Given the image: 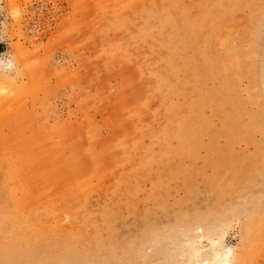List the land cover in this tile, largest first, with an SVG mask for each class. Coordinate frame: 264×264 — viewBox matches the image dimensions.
Listing matches in <instances>:
<instances>
[{
	"label": "rangeland",
	"instance_id": "374dc122",
	"mask_svg": "<svg viewBox=\"0 0 264 264\" xmlns=\"http://www.w3.org/2000/svg\"><path fill=\"white\" fill-rule=\"evenodd\" d=\"M0 42V264H264V0H0Z\"/></svg>",
	"mask_w": 264,
	"mask_h": 264
},
{
	"label": "bare ground",
	"instance_id": "6f19581e",
	"mask_svg": "<svg viewBox=\"0 0 264 264\" xmlns=\"http://www.w3.org/2000/svg\"><path fill=\"white\" fill-rule=\"evenodd\" d=\"M161 1H162V0H161ZM159 3H160V2H159ZM127 5H128V4H127ZM159 5H160V4H159ZM160 7H161V6H160ZM122 11H123V10H122ZM123 12H124V11H123ZM123 14H124V13H123ZM121 15H122V14H121ZM125 16H127V15H125ZM112 19H113V18H112ZM134 19L136 20V18H134ZM134 19H133V20H134ZM134 22H135V21H134ZM134 22H133V23H134ZM135 23H136V22H135ZM149 25H150V24H149ZM123 26H124V24H123L121 27H123ZM125 26H126V24H125ZM146 26H147V24H146ZM124 28H125V27H124ZM134 29H135V28H134ZM128 30H129V29H128ZM128 34H129V33H128ZM128 34H127V35H128ZM129 35H130V34H129ZM128 37H129V36H128ZM129 39H130V38H129ZM122 42H123V41H122ZM132 42H133V41H132ZM120 43H121V42H120ZM116 45H117V44H116ZM191 45H192V44H191ZM130 46H131V45H130ZM130 46H129V47H130ZM173 49H174V48H173ZM129 50H130V49H129ZM110 51H111V50H110ZM128 52H131V51H128ZM177 53H178V52H177ZM127 55H129V54H127ZM127 55H126V56H127ZM129 57H130V56H129ZM155 57H156V56H155ZM130 58H131V57H130ZM137 59H138V58H137ZM138 64H139V63H138ZM139 65L141 66V64H139ZM137 66H138V65H137ZM137 66H136V67H137ZM169 66H170V65H169ZM139 68H140V67H139ZM142 68H143V67H142ZM137 69H138V68H137ZM140 71H141V69H140ZM144 72H145V71H144ZM139 73H140V72H139ZM144 76H146V75H144ZM147 80H148V79H147ZM143 81H144V80H143ZM7 83H8V81H7ZM150 84H151V83H150ZM155 85H156V84H155ZM145 87H146V86H145ZM145 87H144V88H145ZM146 88H147V87H146ZM21 92H22V91H21ZM151 97H152V95H151ZM120 98H121V97H120ZM131 100H132V99H131ZM139 101H140V100H139ZM133 103H134V102H133ZM133 103H132V104H133ZM119 104H120V103H119ZM138 104H139V103H138ZM137 106H138V105H137ZM19 107L22 108V107H24V106L21 105V106H19ZM128 107H130V106H128ZM133 107H134V106H133ZM135 107H136V106H135ZM136 108H137V107H136ZM22 109H23V108H22ZM124 109H125V108H124ZM26 110H27V109H26ZM130 110H131V108H130ZM134 110H135V109H134ZM14 112H15V111H14ZM129 112H130V111H129ZM29 113H30V112H29ZM36 113H37V112H36ZM126 113H127V112H126ZM6 115H7V114H6ZM16 116H17V115H16ZM125 116H126V115H125ZM16 118H18V117H16ZM122 118H123V117H122ZM0 119H1V118H0ZM2 122H3V121H2ZM9 122H10V121H9ZM23 122H24V121H23ZM23 122L21 121V123H23ZM26 122H27V121H26ZM43 122H44V121H43ZM120 122H121V121H120ZM13 123H14V122H13ZM16 123H17V122H16ZM31 123H32V121H31ZM2 124H3V123H2ZM8 124H9V123H8ZM8 124H7V125H8ZM18 124H20V123H18ZM3 125H4V124H3ZM20 126L23 127V125H20ZM15 127H16V125H15ZM41 127H42V126H41ZM19 128H20V127H19ZM7 129H8V128H7ZM15 129H16V128H15ZM17 129H18V128H17ZM27 129H29V128H27ZM134 129H135V128H134ZM19 130H20V129H19ZM22 130H23V129H22ZM30 130H31V129H29V131H30ZM32 130H33V129H32ZM44 130H45V129H44ZM116 130H117V129H116ZM130 130H131V129H130ZM13 131H14V130H13ZM13 131H12V132H13ZM37 131H38V129H37ZM32 132H33V131H32ZM19 133H20V132H19ZM42 133H43V132H42ZM133 133H134V132H133ZM9 134H10V133H9ZM17 134H18V133H17ZM21 134L23 135V133H21ZM26 134H27V133H26ZM31 134H32V133H31ZM12 135H13V134H12ZM12 135H11V136H12ZM124 135H125V134H124ZM23 136H25V135H23ZM106 136H107V135H106ZM6 137H7V136H6ZM15 137H16V136H15ZM20 137H21V136H20ZM20 137H19V139H20ZM127 138H128V136H127ZM5 139H6V138H5ZM22 139H23V138H22ZM38 139H39V138H38ZM40 139H41V138H40ZM128 140H129V139H128ZM5 141L7 142L8 140H5ZM106 141H107V140H106ZM120 141H121V140H120ZM129 141H130V140H129ZM14 142H15V140H14ZM22 142H24V141H22ZM29 142H30V141H29ZM39 142H40V141H39ZM107 142H108V141H107ZM35 143H36V142H35ZM43 143H44V142H43ZM72 143H73V142H72ZM101 143H102V142H101ZM49 144H50V143H49ZM66 144H67V143H66ZM103 144H104V143H103ZM46 145H47V144H46ZM46 145H45V146H46ZM52 145H53V144H52ZM56 145H57V144H56ZM76 145H77V144H76ZM82 145H83V144H82ZM87 145H88V144H87ZM130 145H131V144H130ZM10 146H11V145H10ZM26 146H27V144H26ZM31 146L34 147V145H31ZM53 146H54V145H53ZM58 146H59V145H58ZM67 146H68V145H67ZM67 146H66V147H67ZM100 146H101V145H100ZM102 146H104V145H102ZM110 146H111V145H110ZM12 147H13V146H12ZM54 147H55V146H54ZM44 148H47V147H44ZM109 148H110V147H109ZM5 149H6V148H5ZM9 149H10V148H9ZM23 149H24V148H23ZM39 149H40V148H39ZM50 149H52V148H51V145H50ZM119 149H120V148H119ZM37 150H38V149H37ZM40 150H41V149H40ZM42 150H43V149H42ZM107 150H108V149H107ZM107 150H106V151H107ZM47 151H48V150H47ZM110 151H111V150H110ZM6 152H7V150H6ZM8 152H9V151H8ZM78 152H79V151H78ZM107 152H108V151H107ZM122 152H123V151H122ZM126 152H127V150H126ZM58 153H59V151H58ZM89 153H90V152H89ZM89 153H88V154H89ZM114 153H115V152H114ZM136 153H137V152H136ZM60 154H61V153H60ZM66 154H68V153H66ZM70 154H71V153H70ZM102 154H103V153H102ZM28 155H30V154H28ZM28 155H27V157H28ZM31 155H32V154H31ZM34 155H36V154H34ZM115 155H116V154H115ZM37 156H38V155H37ZM37 156H36V157H37ZM51 156H52V155H51ZM16 157H17V156H16ZM21 157H22V156H21ZM34 157H35V156H34ZM40 157H41V156H40ZM71 157H72V156H71ZM88 157H89V156H88ZM112 157H113V155H112ZM118 158H119V157H118ZM120 158H121V157H120ZM12 159H13V158H12ZM35 159H36V158H35ZM49 159H50V158H49ZM49 159H48V160H49ZM55 159H56V158H55ZM55 159H54V160H55ZM72 159H73V158H72ZM48 160H47V162H48ZM31 161H32V160H31ZM118 161H121V160H118ZM24 162H25V161H24ZM71 162H72V161H71ZM114 162H115V161H114ZM58 164H59V163H58ZM71 164H72V163H71ZM92 164H93V163H92ZM25 165H26V164H25ZM43 165H44V164H43ZM76 165H77V164H76ZM56 166H58V165H56ZM37 167H38V166H37ZM53 167H54V166H53ZM73 167H74V166H73ZM27 168H28V167H27ZM47 168H48V167H47ZM57 168H58V167H56V169H57ZM76 168H77V167H76ZM105 169H106V168H105ZM76 170H77V169H76ZM50 171L52 172V169H51ZM55 171H56V170H55ZM68 171H70V170H68ZM77 171H78V170H77ZM40 172H41V171H40ZM43 172H44V171H43ZM45 172L47 173L48 170L45 171ZM72 173H73V172H72ZM76 173H77V172L75 171V174H76ZM81 173H82V172H81ZM43 174H44V173H43ZM70 174H71V173H70ZM75 174H74V176H75ZM45 175H46V174H45ZM84 175H85V174H84ZM95 175H96V174H94V176H95ZM111 175H112V174H111ZM60 176H61V175H60ZM81 176H82V175H81ZM88 176H89V175H87V177H86V176H83L84 178L86 177V179H85L86 182L89 181L88 179H89V178L91 179V178H92L91 176H93V175H91L90 177H88ZM42 177H43V176H42ZM72 177H73V176H72ZM75 177H77V176H75ZM75 177H74V178H75ZM83 177H81V178L83 179ZM104 177H105V176H104ZM44 178H45V177H44ZM47 178H48V177H47ZM55 178H57V177H55ZM79 178H80V177H79ZM87 178H88V179H87ZM45 179H46V178H45ZM58 179H59V178H58ZM58 179H57V180H58ZM69 179H70V178H69ZM49 180H50V179H49ZM53 180H55V179L53 178ZM53 180H52V181H53ZM57 180H55V181H57ZM46 181H47V180H46ZM55 181H54V182H55ZM62 181H63V180H62ZM75 181H77V180H75ZM83 181H84V180H83ZM78 182H79V181H78ZM89 182H90V181H89ZM83 183H84V182H83ZM81 184H82V180H81ZM93 184H94V182H93ZM45 185H46V184H45ZM50 185H51V183H50ZM50 185H48V186L46 185V186L49 187ZM105 185H106V184H105ZM5 186H6V185H5ZM51 186H52V185H51ZM69 186H70V185H69ZM82 186H83V185H82ZM91 186H93V185H90V188H91ZM67 187H68V186H67ZM71 187H72V186H71ZM85 187H86V186H84V188H85ZM42 188H43V187H42ZM49 188H50V187H49ZM74 188H77V187H74ZM65 189H67V188H65ZM96 189H97V188H96ZM96 189H95V190H96ZM42 190H43V189H42ZM43 191H44V190H43ZM43 191H42V193H43ZM78 191H79V190H78ZM85 191H86V190H85ZM75 192H76V191H75ZM37 193H38V192H37ZM78 193H79V192H78ZM59 195H60V194H59ZM69 195H70V192H69ZM42 196H44V195H42ZM82 197H83V196H82ZM45 198H46V197H45ZM45 200H46V199H45ZM63 200H64V199H63ZM43 206H44V205H43ZM58 207H59V206H58ZM69 207H70V206H69ZM45 208H46V207H45ZM53 208H54V207H53ZM61 208H62V207H61ZM74 208H75V207H74ZM19 209H20V208H19ZM36 209H37V208H36ZM69 209H70V208H69ZM65 210H67V209H65ZM25 211H26V210H25ZM21 212H22V211H21ZM48 212H49V211H48ZM63 212H64V211H63ZM68 212H69V211H68ZM52 213H53V212H52ZM13 214H14V213H13ZM42 214H43V213H42ZM46 220H47V219H46ZM59 220H60V219H59ZM62 220H63V219H62ZM10 221H11V220H10ZM62 222H63V221H62ZM68 222H69V221H68ZM72 224H73V223H72ZM70 225H71V223H70ZM28 226H29V225H28ZM66 226H67V225H66ZM36 227H37V226H36ZM47 227H48V226H47ZM40 229H41V228H40ZM63 229H64V228H63ZM11 230H12V229H11ZM18 230H19V229H18ZM49 233H50V232H49ZM11 237H12V236H11ZM51 237H52V236H51ZM39 238H40V237H39ZM23 239H24V238H23ZM25 239H26V238H25ZM36 240H37V239H36Z\"/></svg>",
	"mask_w": 264,
	"mask_h": 264
},
{
	"label": "trees",
	"instance_id": "16d2710c",
	"mask_svg": "<svg viewBox=\"0 0 264 264\" xmlns=\"http://www.w3.org/2000/svg\"><path fill=\"white\" fill-rule=\"evenodd\" d=\"M4 47H5V45L2 42H0V51H2L4 49Z\"/></svg>",
	"mask_w": 264,
	"mask_h": 264
}]
</instances>
